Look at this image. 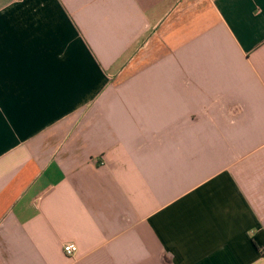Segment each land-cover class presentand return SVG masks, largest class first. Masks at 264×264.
Here are the masks:
<instances>
[{"label":"crops","instance_id":"1","mask_svg":"<svg viewBox=\"0 0 264 264\" xmlns=\"http://www.w3.org/2000/svg\"><path fill=\"white\" fill-rule=\"evenodd\" d=\"M0 264H264V0H0Z\"/></svg>","mask_w":264,"mask_h":264},{"label":"built area","instance_id":"2","mask_svg":"<svg viewBox=\"0 0 264 264\" xmlns=\"http://www.w3.org/2000/svg\"><path fill=\"white\" fill-rule=\"evenodd\" d=\"M64 251L68 256H74L78 251V247L74 244H68L65 245Z\"/></svg>","mask_w":264,"mask_h":264}]
</instances>
